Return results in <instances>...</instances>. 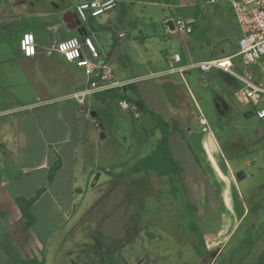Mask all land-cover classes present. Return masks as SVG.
Here are the masks:
<instances>
[{
    "label": "rangeland",
    "instance_id": "1",
    "mask_svg": "<svg viewBox=\"0 0 264 264\" xmlns=\"http://www.w3.org/2000/svg\"><path fill=\"white\" fill-rule=\"evenodd\" d=\"M34 1L38 6L61 7L80 0ZM162 3L137 0L132 4L120 0L108 13L113 14L112 26L104 22L107 13L98 18L95 25H103V29L99 30L95 42L111 54L110 63L117 78L147 71L150 60L154 65L167 64L165 52L184 54L186 45L195 48L196 58H215L239 51L242 29L229 3L208 0H177L179 6ZM180 17L192 20L193 33L172 32L169 24ZM131 20L138 22L137 28L128 25ZM90 24L85 23V26L90 29ZM125 29L130 35L116 45V33L119 36ZM73 35L67 26L57 31L58 38ZM76 35L82 37L80 33ZM234 60L238 63L240 57ZM260 64L253 67L257 73L264 70V56ZM240 68L238 65L236 70ZM195 73L196 79L206 84L202 86L197 82V91L211 120L210 126L232 165L226 170L215 163L214 173L224 185L217 184V190L207 182L203 167L199 166L186 141L179 134L171 135V149L187 185L188 199L206 237L203 249L208 252L204 257L194 248L199 237L191 231L189 219L185 218L186 214L190 217L187 198L181 195L176 199L172 195L170 178L154 172H131L158 142L160 129L151 116L144 114L134 118L129 111L134 122L144 125H135L134 131L118 125L109 135L114 157L107 163L122 166L121 175L112 176L107 165H101L99 170L87 167L82 179L79 178L77 191L71 192L69 179L64 181L63 193L57 195L62 210L56 207L52 194L31 207L34 224L21 212L17 197L35 196L37 190L32 188L45 179L41 172H36L29 179L31 184H20V166L31 159L30 147L24 138L19 140L22 145L16 147L14 159L3 154L5 150L1 146V229L9 231L17 240L26 237L28 252L39 256L43 249L37 236L49 232L57 239L51 264H110L109 252L114 248L119 264H257L264 251V122L251 106L237 100L240 80L236 76L217 66L207 71L198 68ZM212 161L215 162V158ZM239 171L246 174L241 178L240 189ZM68 173L67 170L64 175ZM30 236L34 238L32 243ZM19 243L25 245L22 241Z\"/></svg>",
    "mask_w": 264,
    "mask_h": 264
},
{
    "label": "crops",
    "instance_id": "2",
    "mask_svg": "<svg viewBox=\"0 0 264 264\" xmlns=\"http://www.w3.org/2000/svg\"><path fill=\"white\" fill-rule=\"evenodd\" d=\"M125 1L135 4L137 0ZM77 3L51 7L35 5L34 0H0V147H4L3 154L13 156L14 159L16 147L22 145L19 143L20 138H24V141H27L26 144H29L28 155L31 159L20 166L21 180L19 182L22 186L31 184L29 179L36 172H41L45 179V182L32 188L34 191L45 188L33 206L40 204L46 195L52 194L51 199L56 207L62 210L57 195L63 193L62 186H66L64 181L69 179L71 192L77 191L80 184L79 178L82 179L83 173L89 166L99 170L103 167L101 165H107V171L112 176L121 175L122 166L107 163L114 157V148L109 142V135L118 125H125L127 130L132 131L135 130V125H144L132 119V117L140 118L144 115L137 110V106L133 105V108L125 109L119 103L121 99H127L130 102L129 98L136 99L138 96L153 112L171 125L170 139L171 135L179 134L186 141L188 148L190 149V146L193 148L199 159V162L196 161L201 168L203 167L207 182L216 189L217 184L224 187L220 177L214 173L215 163L226 170L232 168V165L213 127L203 130L200 120L202 117L208 119L209 125L212 124L196 84L199 83L202 86L206 84L196 79L195 69L199 67L193 65L209 59L226 58L237 52L215 58L206 56V58H196L195 48L191 49L190 45H186L184 54L178 51L175 53L166 51L167 64L159 62L154 65L150 60L147 71L117 78L110 63L111 54L98 47L95 42V37H99V30L103 29V25L98 27L95 25L98 22L96 18L93 19L94 22H91L90 29L83 25L101 53L100 61L110 65L116 80L128 81L129 84L122 89L116 88L90 94L86 96L84 103H81L75 94L88 85L89 78L84 69L75 62L67 61L60 53L49 52L56 41L64 39L57 37V31L60 27L67 26L64 15L68 11H74ZM164 3L176 4L177 0ZM108 13L104 22L112 26L113 14ZM184 19L193 25V30L189 32L193 33L194 23L190 18ZM117 20H119L118 16ZM174 23L175 21L169 24L173 33L177 31ZM128 25L137 28L138 22L131 20ZM70 30L75 35L79 33L77 30ZM28 31L33 32L37 38L38 52L33 57L25 56L21 50V39ZM129 35L130 33L126 37ZM121 39L123 38L116 33L115 44H121ZM177 53L180 54V60L173 58ZM128 111L133 116H129ZM248 115L251 116L252 113ZM174 125H179L184 132L177 131ZM142 130L145 134L144 127ZM156 144H153L149 154ZM58 156L62 160V166L57 171L55 179L49 182L51 165ZM212 158H215V162ZM67 170L69 173L65 176L64 173ZM245 177L246 174L243 178ZM23 178L26 180L22 181ZM15 179L18 180V176ZM240 181L241 179L238 183L239 189ZM1 220L3 221L4 218ZM1 224L0 221V259H2L0 264L43 262L51 264L55 257L53 253L57 239L49 232L37 236L40 247L44 250L40 251L39 256L34 252H28L26 237L17 240L16 236L10 235L9 231L1 229ZM33 240L34 238L30 236L29 242L32 243ZM20 241L25 245L20 244Z\"/></svg>",
    "mask_w": 264,
    "mask_h": 264
},
{
    "label": "built area",
    "instance_id": "3",
    "mask_svg": "<svg viewBox=\"0 0 264 264\" xmlns=\"http://www.w3.org/2000/svg\"><path fill=\"white\" fill-rule=\"evenodd\" d=\"M120 0H81L74 11L82 24L88 23L91 19L114 10ZM208 2H227L231 5L240 27L242 36L239 40V51L226 58L209 59L194 64L203 71L209 70L212 66H217L227 71L240 80V86L236 91V98L242 105L251 106L256 116L264 122V70L257 73L253 67L260 66V60L264 56V0H208ZM175 29L179 32H191L193 25L184 18H178L174 23ZM33 38L25 42L26 35ZM127 30L119 33L120 38L126 37ZM64 46L63 50L61 46ZM21 50L25 56L33 57L38 52L36 35L33 32H25L21 39ZM60 53L67 61L75 62L84 69L89 78L85 89L75 94V97L84 103L86 96L108 91L116 88H125L129 82L115 79V75L109 64L101 62V53L94 40L89 36H70L56 41L50 51ZM240 57L238 63L234 60ZM175 60H180V54L173 56ZM241 70L237 71V66ZM120 105L125 109L133 106L127 99H121ZM203 130L210 128L209 121L202 117Z\"/></svg>",
    "mask_w": 264,
    "mask_h": 264
},
{
    "label": "trees",
    "instance_id": "4",
    "mask_svg": "<svg viewBox=\"0 0 264 264\" xmlns=\"http://www.w3.org/2000/svg\"><path fill=\"white\" fill-rule=\"evenodd\" d=\"M150 1H158V2L167 1L168 3H171L172 0H166V1L150 0ZM92 21L93 19H91L89 22L91 23ZM129 100L132 106L133 105L137 106V110L139 112H142L152 117V119L159 127L161 133V138L159 139L158 143L156 144L152 152L146 157L142 158L136 165H134L131 169V172L134 174L137 173L147 174L149 172H154L158 176L161 177L167 176L170 178L171 180L170 191L172 195L175 196L176 199H180L182 197L181 195H184L187 198L186 200L187 210L190 217L188 218V214H186L185 218L189 219V228L191 229V231L194 232L199 237V242H194V248L201 257H204L208 252V249L207 250L203 249L204 246L206 247V237L199 225V222L197 221L198 218L194 206L191 203L190 198L188 199L189 195H188L187 185L184 179L182 178L179 162L177 161L171 149L170 134L172 131V127L160 115L153 112L141 97L138 96L136 99L129 98ZM174 128L181 133L184 132L179 125H174ZM190 149L192 150L195 159L199 162V159L191 146ZM61 166H62V160L60 156H58L57 160L51 165L48 176L49 182H52L55 179L57 171L60 169ZM44 191L45 188H40L37 190L36 195L30 198H26L24 196L17 197V203L20 207L21 212L31 224L35 223V219L31 214V207L40 198V196ZM114 251L115 249H111L109 252L110 264H119L114 257ZM40 264H45V263L43 262ZM257 264H264V251L260 255Z\"/></svg>",
    "mask_w": 264,
    "mask_h": 264
},
{
    "label": "water",
    "instance_id": "5",
    "mask_svg": "<svg viewBox=\"0 0 264 264\" xmlns=\"http://www.w3.org/2000/svg\"><path fill=\"white\" fill-rule=\"evenodd\" d=\"M64 21L68 28L72 30H77L79 33L83 35H88L86 27L82 24L81 20L78 18V15L75 11H68L64 15ZM100 174V173H99ZM245 173L243 171H239L237 173V177L239 179L243 178Z\"/></svg>",
    "mask_w": 264,
    "mask_h": 264
},
{
    "label": "clouds",
    "instance_id": "6",
    "mask_svg": "<svg viewBox=\"0 0 264 264\" xmlns=\"http://www.w3.org/2000/svg\"><path fill=\"white\" fill-rule=\"evenodd\" d=\"M33 37L29 34V35H26V38H25V42L27 41H30ZM64 46L62 45L61 46V49L63 50ZM261 116H264V113H261L260 114Z\"/></svg>",
    "mask_w": 264,
    "mask_h": 264
}]
</instances>
